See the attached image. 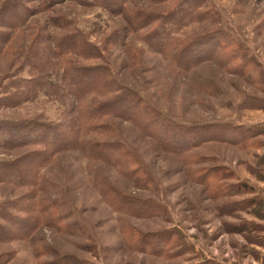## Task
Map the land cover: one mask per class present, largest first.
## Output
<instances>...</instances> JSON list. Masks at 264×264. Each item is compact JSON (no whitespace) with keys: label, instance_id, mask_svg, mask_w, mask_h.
Masks as SVG:
<instances>
[{"label":"rangeland","instance_id":"1","mask_svg":"<svg viewBox=\"0 0 264 264\" xmlns=\"http://www.w3.org/2000/svg\"><path fill=\"white\" fill-rule=\"evenodd\" d=\"M92 2L0 0V121L46 122L67 145L79 125L82 142L0 149L27 180L0 182V264H264V0ZM147 15L186 24L173 38L187 54H157L159 20ZM73 33L101 57H56ZM69 64L86 69L79 88L95 86L87 70L108 67L154 113L81 118L60 78ZM32 65L56 71L69 104L45 91L13 104Z\"/></svg>","mask_w":264,"mask_h":264},{"label":"trees","instance_id":"2","mask_svg":"<svg viewBox=\"0 0 264 264\" xmlns=\"http://www.w3.org/2000/svg\"><path fill=\"white\" fill-rule=\"evenodd\" d=\"M55 1L56 0H48V4L51 6ZM74 1L81 2L82 4H85V5L86 4L90 5L92 2V0H74ZM200 7H198V9ZM15 8H18V6H15ZM188 16L189 17L186 20H183L182 22H185V23L189 21L192 22L193 20L197 19L198 15L192 14ZM22 18L23 16L18 18L19 22H16V23L14 22L13 24L10 23V25L8 24V26H10V28L12 27L15 29L16 27L19 26V23L20 24L24 23L23 22L24 20ZM144 20H147L150 24H153L157 22L159 19H157V17L154 18L152 16L147 15L144 17ZM165 24L167 23L162 24L161 20H159L158 25L155 27L156 29H154L151 32V36L153 37L150 42H153L155 44L153 45L154 47L156 46L155 52L160 55H170L172 53L171 48L173 46L176 52V55H181V56L186 55L188 50L184 46L178 44V47H177L178 50H176L177 44L175 43L176 45H174V38H173L174 34L176 33V30H178L183 25L185 26L186 24L179 25L180 23H178L174 26L173 29H169L168 26H165ZM136 28H139V27L136 25ZM84 46L91 48V49H85ZM81 48H84V50H82ZM57 49H58V52H57L58 55H55L56 57L62 56L61 54L69 53V52L76 53L78 54L79 57L86 58V59H89V58L96 59V58L101 57V55H99L98 49H96L94 46H90L87 43L86 39H84L81 33H76V35L74 34V38H68L66 40L65 46L61 47L58 45ZM77 66H78L77 64H74V65L69 64V66L66 65L64 72H63L64 74L60 78L61 80H64V83L67 85V87H69L70 89L69 91L74 96L75 111H77V109L78 111L81 110V113H82L81 118L83 117L84 119L87 120V119H94L99 116L102 117V116L111 115L114 117L119 112V111H115L116 108H119V106H121L120 110L122 109L123 110L122 112H124L122 113V115L124 116L123 118L128 119V120H132L133 118L137 119L139 117V115H136L135 113V111L138 112L137 110L143 111L142 112L143 117H145V115H148V117H150L152 116L151 114L154 113L153 110L148 105H146L145 101H143V99H141V97L132 88L121 85V83L116 79V77L113 75V72L108 67H102V68L92 67V69L87 70V72H90L91 74L95 76L94 77L95 86H93L92 88V85L88 84L90 82L89 81L88 83H84V85L82 86V87L85 86L84 88H79L78 83L80 79H83L84 77H87V76L85 75L86 69H83L84 68L83 66H80V65L79 67ZM32 70L34 72L36 71V76L32 77L30 81L24 82L25 84L30 85L29 89L13 97V104H21L24 101H31L36 97V95L40 91H45L50 97L52 96L55 98L56 101L60 102L62 105H66L68 100H70L71 96L69 95L67 91L65 92L64 89L60 85H58V83H55L51 81L50 79L51 75L49 74L50 73L52 74V72L54 74V72L56 71H54L52 67H50V65H48V70L46 68V71H44L43 68H40V67L37 68V65L35 66L32 65ZM96 95L99 97L107 96V98H105L102 103L96 104V99L94 97ZM126 103L127 104L129 103L132 106L131 110L127 109V107L124 106ZM136 107L137 108L140 107L141 109H136ZM106 109L109 110L107 111L109 113H106ZM79 119H80V116H79ZM163 123L165 122H160V124H163ZM170 125H171V128L174 127V124H170ZM52 127H55V126L50 125L43 121H23V122H14V123L0 121V149L7 150V149L16 148V147L37 145V146H43L44 148H46L47 152L49 151L50 153H55L59 150L66 149V147L68 146L73 149L81 148L82 142L80 141L78 137L80 133L79 125H76V131L73 133V135H71L72 138L70 139V143L68 145H67L68 141H66L68 137L62 138L61 136L62 140L57 141L58 140L57 135L54 134L52 136V134L54 133L52 130ZM65 143L66 145L64 146ZM109 144H105L103 145V147L107 149L115 147ZM48 148L50 149L48 150ZM179 153H182V152L179 151ZM38 154L40 153L39 152L36 153V151L29 152V153H26L22 159L25 158L24 160H27V159L30 160V157H29L30 155H38ZM47 159L48 158L46 157V154H45L42 161L47 162L48 161ZM104 159L106 160V162L110 164H112V162L115 163L114 160L109 159L107 156ZM36 161L37 160H35L34 162ZM21 162H24V161H21ZM16 164H17L16 162H11L9 164L7 163L0 164V182H9V183H15L18 185H27L26 183L27 180L23 176L25 171L18 170ZM40 167L41 165H38L37 162L36 164H34L33 171L36 177L38 175L37 169H39ZM104 197L107 199V202L110 201L107 196L104 195ZM128 204L126 205L128 206ZM135 204H137V202ZM144 205L145 204H142L141 207L138 206L136 207V209L143 212L144 210L143 208H145L143 207Z\"/></svg>","mask_w":264,"mask_h":264}]
</instances>
